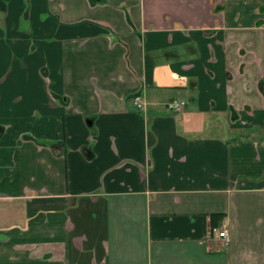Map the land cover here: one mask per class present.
Listing matches in <instances>:
<instances>
[{"label": "crops", "instance_id": "crops-1", "mask_svg": "<svg viewBox=\"0 0 264 264\" xmlns=\"http://www.w3.org/2000/svg\"><path fill=\"white\" fill-rule=\"evenodd\" d=\"M0 264H264V0H0Z\"/></svg>", "mask_w": 264, "mask_h": 264}, {"label": "built area", "instance_id": "built-area-1", "mask_svg": "<svg viewBox=\"0 0 264 264\" xmlns=\"http://www.w3.org/2000/svg\"><path fill=\"white\" fill-rule=\"evenodd\" d=\"M134 103L136 107L141 111L147 110V102H142L140 95H135ZM166 107L169 111L174 112H181L186 107V101L185 100H179V99H172L166 103ZM147 112V111H146ZM213 231L218 234V238L224 242H227L229 240V229L225 224H221L218 227H214Z\"/></svg>", "mask_w": 264, "mask_h": 264}]
</instances>
